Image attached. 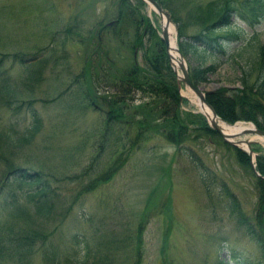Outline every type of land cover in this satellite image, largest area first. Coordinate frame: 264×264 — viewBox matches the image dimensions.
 <instances>
[{
    "label": "rangeland",
    "instance_id": "obj_1",
    "mask_svg": "<svg viewBox=\"0 0 264 264\" xmlns=\"http://www.w3.org/2000/svg\"><path fill=\"white\" fill-rule=\"evenodd\" d=\"M173 1H178L174 7L179 6L181 14L185 6L198 3V0ZM131 2L138 4V0ZM139 6L159 31V17L143 1ZM114 11L111 0H0V88L12 86L18 91L14 94L19 98L17 102L24 101L19 109H9L8 105L0 104V149L4 146L0 155V186L8 172L5 158H13L15 166L24 164L43 170L53 181V186L60 185L57 189L59 194L51 195L54 199L51 203L55 207L48 218L42 220L34 215V219L41 221L44 232L56 228L52 240L58 242L60 248L68 247L71 232L92 236L91 227L98 226L94 236L102 242L108 239L107 250L113 264H262V240L249 233L245 228L246 220L239 213L243 212L249 222H256L259 203L255 178L235 160L231 144L215 135L201 136L202 132L194 131L193 136L197 137L187 141L212 170L204 182L201 179L204 172L197 167L198 162L185 155L179 146L177 151L176 145L162 140L160 126L144 130L146 135L153 133L149 140L140 148L132 147L128 159L118 170L93 188L84 186L89 181L88 177L82 179L83 183L73 178L88 165L87 156L94 148L93 142L99 141L103 128V114L88 105L82 91L92 88L97 92L98 102L103 105L102 90L111 88L108 81L112 79L111 69L103 72L99 68L95 71L98 77L95 85L83 72L86 54L95 47V43H88L86 39L91 37L87 30L98 29V22H106ZM202 13L205 16L206 12ZM205 20L208 19L205 17L199 24L187 26L186 32L200 30L208 23ZM236 21L247 30V36L239 46L219 57L222 64L208 81L198 84L206 93L224 87L231 92L240 87L238 77L241 70H232L229 59L234 57L233 62L238 61L242 65L247 51L242 49L248 46L247 43L251 40L264 42V21L254 28L246 21ZM66 27L70 29L65 32ZM133 28V25H128L122 34L123 45L113 39L109 31L102 33L105 46L119 68L128 66L132 60L133 52L129 45L134 40ZM139 28L141 30L142 24ZM170 29H173L174 42L179 48L176 26L171 25ZM252 32L255 36L250 38ZM53 35H58L56 46L52 44L50 47ZM148 35L144 32L143 41L152 44L154 37L147 38ZM63 38L65 41L59 44ZM239 52H242V59L236 55ZM36 53L40 57L46 55L45 59L42 62H38L39 59L29 61L30 54ZM182 54L188 65V54ZM136 60L142 61V49H137ZM37 69L41 71L39 78H35ZM253 78H257L255 73L250 76L251 80ZM180 83L179 92L188 99L182 108L196 112L199 109L197 97L184 83ZM142 94L137 91L134 101L129 103L135 106L128 109L127 118L131 114L134 118L142 116L140 103L146 99ZM192 96L196 98L195 102ZM2 99L0 97V101ZM27 99L32 100L36 115L41 118L38 130L30 141L22 140L15 146H7L8 140H16L22 135V130L33 126V111L27 106ZM150 106L146 105L143 112H148L151 120H157L158 109H149ZM246 136L254 139L264 153L262 138L255 134ZM256 155L255 168H251L262 178L260 175L264 174L256 168ZM118 156L114 154L111 162ZM104 159L100 158L99 168ZM11 176L5 180L7 189L19 192ZM211 177L215 179L214 183ZM222 182L229 195L220 187ZM6 191L3 189L0 193V222L7 218L11 223V206L3 199ZM21 196L30 205L29 196ZM72 197L75 198L69 203L66 198ZM233 203L238 204V210L234 209L237 206ZM67 206L69 213L62 217L61 210ZM88 216H92L91 221ZM56 219L59 221L54 222ZM20 222L22 220L19 219ZM113 227L118 229V237L110 236L109 229ZM134 231L139 234L136 238L129 236ZM30 259L29 264H44L40 246L35 248Z\"/></svg>",
    "mask_w": 264,
    "mask_h": 264
},
{
    "label": "trees",
    "instance_id": "obj_2",
    "mask_svg": "<svg viewBox=\"0 0 264 264\" xmlns=\"http://www.w3.org/2000/svg\"><path fill=\"white\" fill-rule=\"evenodd\" d=\"M157 1L165 8L176 26L177 43L180 51L188 54L189 75L195 84L208 81L210 75L214 74L222 64L219 57L223 56V53L226 54L227 50L239 46V43L247 36V30L236 19L246 21L250 26L252 25V28L264 21V0H239L237 4L236 0H207L206 2L198 0V3L195 2L191 7L186 8L185 6L182 14L179 6L174 7L178 1L176 3L173 0ZM171 1L174 3L173 5ZM111 3L115 7L114 14L106 22L100 20L98 29L95 31L87 30L90 38L85 35L88 43H95V47L86 54L83 72L96 85V80L98 81L96 72L99 71V68L103 69V72L111 69L112 79L108 81L111 88L103 89L101 93L102 102L104 100L103 105L98 102L97 92L92 88L88 87L82 91L88 105L103 114V128L99 141L93 142L94 148L87 156L88 165L82 172L76 173L73 178L83 183L82 179L88 177L89 181L84 186L86 189L93 188L118 170L128 159L133 150L132 147L140 148L144 142L149 140L153 133L146 135L144 130L158 129L160 126L161 139L176 145L177 151H179L177 147L179 146L185 155L196 160L197 167L204 172L201 176L202 181H207L208 174L212 170L204 164L187 141L197 137L193 136L194 131L202 132L201 136L211 135L222 140L221 136L208 125L200 112L182 108V104L187 103L188 99L179 92L181 84L179 86L177 83L175 74L168 63L163 40L157 29L151 24L149 16L144 15L141 11L139 4H142V0H138V4L132 3L131 0H111ZM202 11L206 12L205 16L202 15ZM232 15L234 16L231 17ZM205 17L208 19L205 20V23H208L203 28L194 32H186L187 26L199 24ZM140 24H142L141 30ZM128 25L134 26V40L132 45H129L132 48L133 57L128 66L119 68L113 55L105 46V35L102 33L109 31L112 38L123 45L122 34ZM69 29L66 27L64 31ZM143 31L149 33L147 38L154 37L152 44L143 41ZM56 36L58 35L51 37L53 43L50 44V47L52 44L56 46ZM254 36L255 32H252L250 38ZM63 41H65L64 38L60 39L59 44ZM251 41L247 43V47L242 49L247 50L244 53L245 58L242 65H239L238 61L233 62L234 57L229 59L232 62L229 64L232 70L235 72L241 70V75L238 77L241 86L231 92H227L229 89L227 87L219 90L217 88L207 92L205 96L221 118L228 121L250 120L259 128L264 129V42ZM47 47L49 46L45 48ZM115 48L117 49V46ZM137 49H142L141 62L136 60ZM92 51L95 53H91ZM241 54L242 52H239L236 55L241 58ZM30 55L31 58L28 60L32 62L37 59H39L38 62H42L46 56L40 57L37 53ZM211 57L213 58L210 59ZM40 72V69L36 70L35 78H39ZM252 73H255L257 78L251 80ZM16 90L12 86L0 88V97L3 98L0 104L8 105L9 109H19V105L24 104V101L17 102L19 98L14 96L18 92ZM137 91L143 92L142 96L146 98L140 103L143 106L140 110L142 116L134 118L135 116L131 114L127 118L128 109L135 106L129 103L134 101ZM98 96L100 97V95ZM32 100L27 99L26 101L29 109L33 111L32 128L22 130V135L16 137L14 141L8 140L7 146H15L22 140L30 141L38 130L41 118L36 115ZM146 105H151L149 109H158L159 115L156 118H161L160 121L158 119L151 120L148 112H143ZM2 138L5 143L4 134H2ZM231 147L235 160L248 169L256 181L259 203L255 213L256 222H249L243 212L239 211V213L241 218L247 221H245V228L249 233L262 240L261 246L264 248V178L254 173L246 151L232 144ZM252 147L257 154L256 168L259 173L264 174V153L259 150L257 142H253ZM3 150L4 146L0 149V155ZM114 154H119V156L111 162ZM101 157L105 159L99 168L97 165ZM5 159L8 172L5 174L3 185L0 186V193L3 189L7 190L3 199L6 204L11 206L12 222L9 223L7 218L3 223L0 222V264H29L32 252L37 246H40L44 264H71L70 262H73L72 264H113L108 255V239L102 242L94 236L95 232L99 230V227L95 225L91 227L92 236L84 234V232L81 235L78 231L71 232L68 247L60 248L57 245L58 242L52 240L56 228L44 232L45 229L41 221L34 219V215L39 219L48 218L55 207L52 206L51 201L54 199L51 198V195L57 193L60 185L53 186V181L49 180L48 175L41 169H34L24 164L15 166L13 158ZM9 175H12V182L18 185L19 192L9 187L7 189L5 180ZM211 180L213 183L215 182L213 177ZM220 187L226 195L230 194L224 182L220 183ZM21 194L29 196L30 205H28V201L21 198ZM74 198H66V200L71 203ZM232 205L237 206L238 204L233 203ZM69 209L67 206L61 210L62 217L69 213ZM234 209L238 210L239 206ZM88 217L91 221L92 216ZM19 219L22 222L19 223ZM58 221L54 220V222ZM127 230L128 226L125 228V231ZM109 231L110 236H119L117 235L118 229L115 227ZM129 236L136 238L139 234L134 231V234ZM261 262L264 263V251Z\"/></svg>",
    "mask_w": 264,
    "mask_h": 264
},
{
    "label": "water",
    "instance_id": "obj_3",
    "mask_svg": "<svg viewBox=\"0 0 264 264\" xmlns=\"http://www.w3.org/2000/svg\"><path fill=\"white\" fill-rule=\"evenodd\" d=\"M146 4L151 6V8L154 10V12L157 13L159 20H160V36L162 40L164 41L165 44V49L168 57V61L175 73L176 80L178 84L180 82L184 83L197 97V104L199 106L200 112L205 116L207 123L211 128L216 130L219 135L225 140L226 142L236 145L240 148H243L247 151L249 155V163L251 167L254 169L255 164H254V155L255 153L253 152L251 148V142L254 141L252 138H249L248 136H241V135H246L248 133H253L257 135L260 138H264V129H261L254 124L248 125L246 123L241 122V121H234L233 123L223 120L212 108V106L207 102L205 98V93L202 89L201 86L198 84H195L189 75L188 71V65L184 59V56L182 52L179 50L177 45H175L174 49L177 51L178 55L176 57L172 56L170 53V36L175 38L171 32L170 26H174L175 24L172 22L171 18L169 17L168 13L166 10L159 4L157 0H143ZM176 62V63H175ZM178 69L180 71H178ZM205 108L208 110V112L205 110ZM217 119L222 120L226 124L232 125L235 123H243L241 128L237 131L234 132H225L223 131V128L221 125L216 121ZM241 143H244L246 145V148H244ZM257 173V172H256ZM259 174V173H257ZM264 178V175H260Z\"/></svg>",
    "mask_w": 264,
    "mask_h": 264
},
{
    "label": "bare ground",
    "instance_id": "obj_4",
    "mask_svg": "<svg viewBox=\"0 0 264 264\" xmlns=\"http://www.w3.org/2000/svg\"><path fill=\"white\" fill-rule=\"evenodd\" d=\"M149 8H151L149 6ZM171 28V26H170ZM173 30V29H172ZM171 30V32H172ZM174 36V35H173ZM169 42H170V53L172 54V56L176 57L178 55L177 51L174 49L175 47V42L173 40V37L170 36V39H169ZM176 63V62H175ZM192 100L195 102L196 101V98L194 96H192ZM205 110L208 112V110L205 108ZM216 121L221 125V127L223 128V131L225 132H234V131H237L241 128L242 124L241 123H235V124H232V125H229V124H226L225 122L221 121L220 119H217L216 118ZM246 136V135H245ZM250 137V136H249ZM263 141H264V138H262ZM261 140V139H260ZM244 145V144H243Z\"/></svg>",
    "mask_w": 264,
    "mask_h": 264
}]
</instances>
